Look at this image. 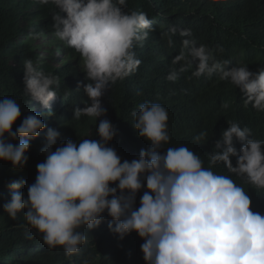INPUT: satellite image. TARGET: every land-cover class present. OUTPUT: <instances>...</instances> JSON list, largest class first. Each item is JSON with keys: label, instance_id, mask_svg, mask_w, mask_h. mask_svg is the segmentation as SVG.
Here are the masks:
<instances>
[{"label": "clouds", "instance_id": "clouds-1", "mask_svg": "<svg viewBox=\"0 0 264 264\" xmlns=\"http://www.w3.org/2000/svg\"><path fill=\"white\" fill-rule=\"evenodd\" d=\"M51 2L57 9L52 16L54 35L80 54L87 81L83 92L90 103L75 109L74 117L99 120V139L78 143L69 139L57 146L59 132L46 129L37 114L27 115L13 131L21 107L15 99H0V161L22 169L30 142L45 132L41 149L45 159L36 165L35 182L27 186L25 197L23 182L11 181L7 185L11 199L4 211L15 219L24 210L27 224L42 235L43 242L62 248L68 257L79 254L87 241L81 229L98 228L107 213L111 233L122 240L135 232L144 241L145 264H264V215L252 210L250 196L240 184L211 166L206 168L187 146L163 148L170 141L165 106L144 102L132 112V127L151 146L141 149L138 158L122 161L109 146L117 129L106 118L101 98L141 64L134 49L151 30L147 14L124 11L126 0ZM179 34L190 37L191 31ZM180 61L195 63L194 77L218 75L219 80L229 81L242 93L245 105L264 112V68L256 73L247 66L227 70L228 61L216 60L206 45L197 46L191 39L182 40V51L173 63ZM23 72L24 93L51 112L56 78L37 70L30 59L24 61ZM166 79L175 82L178 73L174 70ZM228 125L208 154L210 165L223 163L228 173L264 190V140L252 138L248 127ZM207 135L201 131L195 139L205 140ZM237 142L242 145L239 150Z\"/></svg>", "mask_w": 264, "mask_h": 264}, {"label": "trees", "instance_id": "trees-1", "mask_svg": "<svg viewBox=\"0 0 264 264\" xmlns=\"http://www.w3.org/2000/svg\"><path fill=\"white\" fill-rule=\"evenodd\" d=\"M123 10L146 13L152 27L147 38L135 46L141 60L138 69L111 85L101 98L106 118L117 129L109 146L116 149L122 161L138 158L141 149L149 150L150 144L132 127V112L144 102L159 103L166 107L169 117L170 141L163 148L187 146L201 157L206 168L211 166L214 172L229 175L240 184L250 196L252 210L264 215V190L228 173L223 163L210 165L208 155L232 122L242 129L250 128L252 138L264 140V112L245 105L239 89L229 81L219 80L218 75L197 78L192 76L195 63H173L182 51V40L191 39L197 46L206 45L216 60L228 61L227 70L247 66L256 73L264 68V0H126ZM56 11L51 0H0V99H15L21 107L13 131L27 115L37 114L46 129L59 132V146L69 139L76 143L99 139V120L85 115L74 117L75 109L90 103L83 92L85 73L71 64L49 66L32 46L37 39L52 37L60 41L52 26ZM173 28L175 32L171 31ZM182 30H190L191 36L181 37ZM62 44L68 54H79L65 42ZM29 59L37 70L56 78L53 90L57 97L50 104L51 112L24 93L23 64ZM182 66L185 71L180 72ZM174 70L178 79L167 80ZM223 103L229 107L223 108ZM201 131L207 132V138L197 141L195 137ZM44 136L45 132H41L30 142L28 162L22 169L15 170L10 163L0 161V264H145L141 252L144 241L135 232L122 240L111 233L107 213L98 228L81 229L87 241L79 254L68 257L62 248L47 246L42 235L22 216L17 214L13 219L4 211V204L11 199L7 187L11 181L23 182L21 191L25 197L27 186L35 182L36 165L45 159L41 151ZM235 146L237 150L242 147L239 142ZM232 164L236 166V158H232ZM143 191L137 194L136 207Z\"/></svg>", "mask_w": 264, "mask_h": 264}, {"label": "rangeland", "instance_id": "rangeland-1", "mask_svg": "<svg viewBox=\"0 0 264 264\" xmlns=\"http://www.w3.org/2000/svg\"><path fill=\"white\" fill-rule=\"evenodd\" d=\"M36 53L49 66L60 67L64 64H71L79 72L84 73L83 62L80 54H68L65 51L62 42L55 40L52 37L37 39L32 42ZM25 219L24 210L18 213Z\"/></svg>", "mask_w": 264, "mask_h": 264}]
</instances>
